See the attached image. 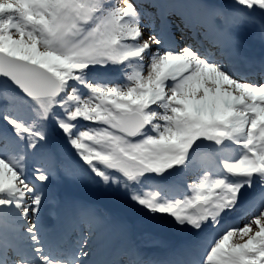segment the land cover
Instances as JSON below:
<instances>
[{
    "label": "snow or ice",
    "instance_id": "obj_1",
    "mask_svg": "<svg viewBox=\"0 0 264 264\" xmlns=\"http://www.w3.org/2000/svg\"><path fill=\"white\" fill-rule=\"evenodd\" d=\"M0 264H264V0H0Z\"/></svg>",
    "mask_w": 264,
    "mask_h": 264
},
{
    "label": "bare ground",
    "instance_id": "obj_2",
    "mask_svg": "<svg viewBox=\"0 0 264 264\" xmlns=\"http://www.w3.org/2000/svg\"><path fill=\"white\" fill-rule=\"evenodd\" d=\"M85 189H87V188H85ZM146 227H147V228H150V227H152V226H148V225H146ZM182 238H183V236H181V235H180V236H178V240H179V241H181V240H182Z\"/></svg>",
    "mask_w": 264,
    "mask_h": 264
}]
</instances>
